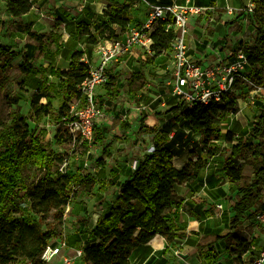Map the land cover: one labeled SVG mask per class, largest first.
I'll list each match as a JSON object with an SVG mask.
<instances>
[{
  "label": "rangeland",
  "instance_id": "rangeland-1",
  "mask_svg": "<svg viewBox=\"0 0 264 264\" xmlns=\"http://www.w3.org/2000/svg\"><path fill=\"white\" fill-rule=\"evenodd\" d=\"M193 1L206 10L198 20L190 21L186 43L191 58L206 63L213 61L216 54L226 47H242L248 51L256 35L255 25L249 21L256 0ZM32 2L29 13L14 17L7 11V0H0V43L10 45L15 52L10 67L0 74V124L8 123L17 116L26 118L29 130H35L47 150L64 155L63 172L74 176L70 203L58 217L49 214L43 219L42 230L52 232L47 242L56 244L60 240L65 241L69 249L64 252L72 256V264H87L84 255L76 256V250L91 242L89 231L105 213L106 206L114 200L118 190L113 183L124 180L125 171L134 170L152 145L147 132L136 135L142 115L148 116L146 128L175 126L172 128L175 129L173 135H170L172 129L169 128V139L179 132L173 142L176 155L173 167L180 169L189 161H199L204 167L199 178L176 186L177 197L185 203L184 209L174 211L176 238L167 241L160 236L159 241L163 243L161 249L148 243L139 247L131 254V264H205L211 245L219 255L226 245L235 247L240 239H247L245 232H235L233 237L222 242L214 240L228 226V198L236 189L223 170L231 143L218 140L204 145L201 135L189 132L187 122L180 119L177 124L172 123L164 115L169 104L179 100L172 94L175 72L172 51L169 49L150 63L137 48L110 64L108 75L115 76L117 81L113 88L109 83L98 91L100 101L105 103L110 130L102 143L84 145L74 135L69 136L59 120L61 106L64 103L71 105L77 100L74 94L68 98L60 72L68 70L74 52L87 51L89 47L88 36L78 34L76 25L83 21L96 35L94 27L101 19L102 10L113 3L120 4L121 0H109V4L103 0ZM149 11L147 3L140 0L130 10L131 26L141 27L146 23ZM217 12H226L220 22L213 20ZM96 58V53L92 51L93 63ZM24 64L29 65V71L23 68ZM132 73L140 77H131ZM244 75L245 79L238 81L228 95V99L236 101V111L231 109L216 123L223 133L231 130L236 137H243L252 143V147L244 149L237 158L242 173L238 186L253 179V167L257 160L254 154L256 141L251 140L249 131L254 117L264 109V68L258 65L254 69L248 65ZM37 82L42 84L40 91L47 96L40 97L38 104L49 101V114L46 115L37 116L32 106L35 91L32 86H36ZM59 129L62 135L60 141L55 138ZM262 148L264 150V144ZM23 175V184L28 185L40 174L34 167H29ZM84 177L88 182L82 181ZM23 192L21 189V194ZM217 204H222V213L216 208ZM22 216L39 218L29 209L27 200L22 205ZM193 221L196 223L193 224ZM75 234L80 236L81 241L72 244L71 235ZM26 242L35 246L38 239L29 236ZM55 262L61 263L62 260L59 258ZM16 264H26V261L20 259ZM223 264H233V261L226 260Z\"/></svg>",
  "mask_w": 264,
  "mask_h": 264
},
{
  "label": "trees",
  "instance_id": "trees-1",
  "mask_svg": "<svg viewBox=\"0 0 264 264\" xmlns=\"http://www.w3.org/2000/svg\"><path fill=\"white\" fill-rule=\"evenodd\" d=\"M140 0H121L120 4L113 3L102 10L101 19L94 27L95 34L90 32L88 25L81 21L76 25L78 34L88 36L87 51L73 53L68 70L60 72L62 82L65 84V93L68 98L72 94L79 97V84L87 78L89 66L82 61L83 55L91 57L93 46L101 39L116 40L128 29L131 23L130 10ZM32 0H7V11L14 17L29 13L33 4ZM250 22L255 25V39L252 46L245 49L248 64L252 68L258 65L264 68V0H256ZM226 25V23H225ZM151 53L147 54L148 62L161 56L171 48L174 39L173 31H165V23L157 22L151 32ZM15 52L8 44L0 43V74L11 65ZM27 71L29 65H22ZM131 77H140L132 73ZM111 79V80H110ZM115 76H109L107 84L112 88L116 83ZM32 95V106L37 116L49 114V101L38 104L40 97L47 96L40 91L42 84L37 82ZM264 85V80L262 82ZM107 93H109L107 91ZM225 97L221 102L210 105L194 104L187 109L183 100L175 104H169L164 115L178 123L180 119L187 122L189 132L201 135V141L208 145L211 141L224 140L231 143L229 156L223 165V170L230 182L236 186L235 193L228 198V226L222 234L215 236V241H224L234 236L243 220L251 215V209L260 201L264 194V109L254 117L252 128L249 131L251 140L256 141L254 154L256 162L253 167V179L251 182L238 186L237 182L242 178L241 165L238 157L244 149H250L252 143L243 137H236L235 133L227 130L224 133L216 126L220 116L232 109L236 111V101ZM234 108V109H233ZM70 110V105L64 103L61 106L59 120ZM232 112V111H231ZM147 115L139 118L136 135L146 133L151 140L153 150L144 155L138 161L134 170L127 169L125 179L115 181L118 190L114 200L106 206L107 210L100 216L91 230L84 250V261L87 264H131V254L134 250L146 245L156 235L164 237L167 241L176 238L174 211L184 209L183 199L176 195V186L182 183L194 181L199 178L204 164L199 161H189L178 169L168 167L169 161L174 158L175 152L173 139H169L168 132L175 126L166 128H146ZM167 119V120H168ZM61 126L64 131L63 123ZM126 128L127 126L124 125ZM170 128V129H169ZM108 127L96 130L93 143H102ZM60 129L55 138L61 140ZM69 136H72L69 133ZM86 145L87 143H83ZM215 152L212 153L214 155ZM61 153L47 150L35 130H29L26 118L17 116L8 123L0 124V264H16L18 260L25 259L33 264H40L39 256L52 232L42 230V222L45 216L51 214L58 217L64 207L70 201L74 176L59 172V165L65 162ZM34 167L39 177L31 184H23V172L26 168ZM87 177L82 178L86 181ZM92 182L93 179H90ZM88 182V181H86ZM21 189L24 191L21 194ZM25 200L29 202V209L38 219L22 216V205ZM169 209L166 212V209ZM34 236L38 239L35 246L27 244L26 239ZM72 244L81 241L79 235H71ZM236 241V240H235ZM244 240L232 248L234 254L243 253L247 245ZM214 247L209 249L211 253L206 255V262H214L217 258Z\"/></svg>",
  "mask_w": 264,
  "mask_h": 264
},
{
  "label": "built area",
  "instance_id": "built-area-1",
  "mask_svg": "<svg viewBox=\"0 0 264 264\" xmlns=\"http://www.w3.org/2000/svg\"><path fill=\"white\" fill-rule=\"evenodd\" d=\"M144 2L150 8L146 23L141 27L130 24L116 40H99L94 48V54L97 55L94 63L91 58L83 55L82 61L89 66L88 76L78 86L80 95L76 102L70 105L69 112L60 120L68 133L83 143H93L97 126L107 123L109 119L98 91L109 81L110 64L132 53L133 49L139 48L146 56L150 54L151 32L159 21L165 23L166 32H174L170 48L175 61L172 94L183 100L187 104V109L192 108L194 104L210 105L223 101L233 92L236 83L245 79L244 73L249 64L247 53L242 47L236 49L226 47L216 54L213 61L206 63L197 62L190 57L186 43L190 21L198 20L205 12V7L195 4L193 0L153 2L144 0ZM152 150L150 148L149 152ZM63 167L64 162L59 165V172L63 173ZM216 208L222 213V204H217ZM250 212L251 215L234 231V234L235 232L247 234V239H242L247 249L243 253L234 254L233 247L226 245V249L223 253L217 254L214 262L205 264H223L226 260L233 261V264H264V194ZM67 249L69 247L65 241L47 243L39 256L40 264H72V256L69 257L64 252ZM77 255H85L83 248L76 250ZM58 257L62 260L61 263L55 262ZM225 258L227 259L224 260ZM26 264L33 263L26 261Z\"/></svg>",
  "mask_w": 264,
  "mask_h": 264
},
{
  "label": "bare ground",
  "instance_id": "bare-ground-1",
  "mask_svg": "<svg viewBox=\"0 0 264 264\" xmlns=\"http://www.w3.org/2000/svg\"><path fill=\"white\" fill-rule=\"evenodd\" d=\"M106 4H109V0H103ZM113 2H119L120 0H111ZM226 16V12H217L214 16V19L216 22H220L224 19V17ZM153 120L150 119V123H152ZM175 133V129H172L170 132V135H173ZM168 167H173L174 166V158H172L168 165ZM193 224L196 223V221L192 222ZM159 235H156L155 237H153L148 244H150L151 246H153L154 248L157 249H161L163 247V243L159 241Z\"/></svg>",
  "mask_w": 264,
  "mask_h": 264
},
{
  "label": "crops",
  "instance_id": "crops-1",
  "mask_svg": "<svg viewBox=\"0 0 264 264\" xmlns=\"http://www.w3.org/2000/svg\"><path fill=\"white\" fill-rule=\"evenodd\" d=\"M95 48V47H94ZM93 52H94V49H93ZM85 56H87L86 54H84ZM92 56V55H91ZM88 57V56H87ZM91 58V57H89ZM101 103H103L105 105V103L103 101H101ZM108 126V123H104V124H101V125H98L96 130L99 129V128H102V127H107ZM96 132V131H95Z\"/></svg>",
  "mask_w": 264,
  "mask_h": 264
}]
</instances>
